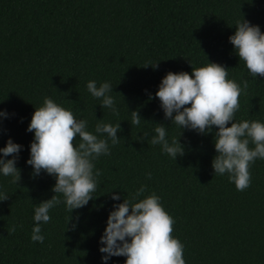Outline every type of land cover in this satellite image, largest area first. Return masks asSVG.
Masks as SVG:
<instances>
[{
  "label": "trees",
  "instance_id": "16d2710c",
  "mask_svg": "<svg viewBox=\"0 0 264 264\" xmlns=\"http://www.w3.org/2000/svg\"><path fill=\"white\" fill-rule=\"evenodd\" d=\"M243 18L264 33V0H0V148L9 138L23 146L19 184L0 173V193L9 196L0 201V264H105L99 249L109 213L141 186L146 191L133 203L153 192L160 197L185 264H264V159L250 165V186L238 191L227 173L214 174L217 129H181L164 118L155 97L168 72L191 74L215 62L242 89L249 82L234 122L264 123V77L254 78L229 42ZM92 80L111 84L119 115L91 95ZM45 97L87 121L93 134L101 121L120 123L121 139L92 161L101 175L86 206L70 213L57 194L62 202L41 223L40 243L31 240L34 206L55 195L56 179L43 171L33 177L26 161L34 133L27 128ZM132 111L139 125L131 124ZM160 123L170 144L185 146L176 160L150 143ZM114 193L121 199L112 200ZM125 260L113 256L106 264Z\"/></svg>",
  "mask_w": 264,
  "mask_h": 264
},
{
  "label": "clouds",
  "instance_id": "9594fccd",
  "mask_svg": "<svg viewBox=\"0 0 264 264\" xmlns=\"http://www.w3.org/2000/svg\"><path fill=\"white\" fill-rule=\"evenodd\" d=\"M235 28L229 42L236 54L254 78L264 77V33L260 26L243 18L237 21ZM158 65L159 62L150 66L155 69ZM227 70L221 64L208 61L206 66L192 67L191 74L168 72L155 97L161 102L164 118L181 129L195 130L199 134L211 133L213 127L217 129L214 134L217 155L212 160L214 174L227 173L229 182L234 183L238 191H244L250 186V165L258 158L264 159V123L258 120L234 122V115L240 107L239 97L242 90L246 93L249 82L242 81V89L235 80L228 79ZM87 89L93 97L102 98V108H111L115 115H119L114 97L110 95L113 88L109 82L98 87L92 80L87 83ZM149 96L152 98L151 94ZM5 115L6 112L0 111V116ZM131 117L132 125L140 124L142 118L138 111H132ZM156 125V135L150 143L161 145L174 160L183 156L185 146L179 139H173L170 144L166 139V126L162 123ZM120 130V123L112 125L101 121L93 134L87 130V121L77 120L72 111L50 97H45L43 105L35 108L27 128L28 132L34 133V139L26 163L32 166L33 177L43 171L54 176L56 183L52 188L55 195L34 206L33 242L43 243L41 223H48L50 209L62 202L57 194L63 195V203L70 213L94 199L97 177L101 172L96 170L94 174L92 161L101 155H110L109 141L112 145L118 144ZM77 137L80 140L78 145L74 143ZM250 142L254 147H249ZM22 147L9 138L6 146L0 148V173L11 177L15 184L21 180V170L16 164ZM9 156L12 158L5 159ZM145 191L146 186H141L131 200L124 198L123 203L113 205L100 238L104 246L99 251L105 254L102 256L105 264L113 256L126 257L125 264H185L184 245L172 236L175 221L161 205L160 197L153 192L133 203ZM8 199L6 193H0V201ZM111 199L117 201L121 197L114 193ZM71 219L70 216L69 221ZM10 231L14 232L15 227Z\"/></svg>",
  "mask_w": 264,
  "mask_h": 264
}]
</instances>
